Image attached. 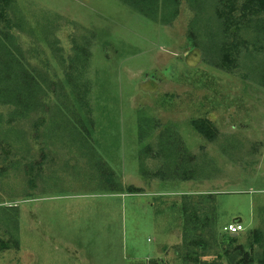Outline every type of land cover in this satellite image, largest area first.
Instances as JSON below:
<instances>
[{
	"label": "rangeland",
	"instance_id": "374dc122",
	"mask_svg": "<svg viewBox=\"0 0 264 264\" xmlns=\"http://www.w3.org/2000/svg\"><path fill=\"white\" fill-rule=\"evenodd\" d=\"M215 2L180 0L178 16L166 24L118 0H15L10 17L22 18L23 27L12 31L27 62L57 73L64 87L67 63L50 44L57 39L68 57L75 39L94 36L79 82L89 108L69 115L86 141L56 129L37 135L33 116L15 125L19 134L0 132V264H228L232 248H262L264 56L248 28L237 67L215 64L225 39ZM46 90L43 100L55 111L62 103ZM12 109L0 105L4 121ZM48 115L42 119L51 127ZM201 117L215 123L216 140L193 128ZM170 150L195 155L193 178H181L174 157L167 165ZM161 168L165 180L151 174ZM105 180L125 190L111 191ZM183 200L219 235L187 259L175 248L183 241ZM234 222L243 229L228 240L225 227Z\"/></svg>",
	"mask_w": 264,
	"mask_h": 264
},
{
	"label": "trees",
	"instance_id": "16d2710c",
	"mask_svg": "<svg viewBox=\"0 0 264 264\" xmlns=\"http://www.w3.org/2000/svg\"><path fill=\"white\" fill-rule=\"evenodd\" d=\"M118 1L136 9L153 20L161 19L166 24L171 23L180 12V0ZM14 2L15 0H0V105H10L13 107L9 111V118L6 121H4V114L0 112V132L6 131V134L10 132L19 134L20 129L15 125L21 123L24 117L33 116L36 118V121L30 131L33 129V133L36 132L38 133L37 135L47 129L51 133H55V131L51 130L56 129L60 132V137H68L70 135L69 137L73 141H86L82 130L70 120L69 115L77 117L78 113L75 111L79 112V110L76 106H82L85 109L89 108L86 105L88 103V97H86L88 92L86 90L87 87L85 86V89L79 87V82L85 77L86 63L91 54L94 34L89 32L88 35H84L79 40L75 39L73 54H69L68 57L65 56L64 48L57 46V43H59L57 39L56 41L53 40L55 45L53 43L50 44L55 54L59 52L58 54L63 59L62 64L65 65L67 63L66 71H64L67 86L64 87L62 81L58 79L57 73L52 74L43 68L38 69L37 66L27 62L25 58L26 51L23 50L21 43H19L18 36L12 31L13 29L23 27L22 18L13 20L10 17L11 11L14 12L15 10L13 7ZM213 6L216 19L220 25V34L225 37L218 45V56L215 62L217 66L226 71H231L234 67H237L241 51L250 44L246 39H240L242 31L248 28H251L254 33L252 44L257 48V53H261L264 56V0H216ZM259 65V70H261L259 80L264 85V58L261 59ZM43 84H45L46 89H54L58 94L62 104L57 105L55 111L53 107L50 108L49 104L43 100V96L46 97L47 95V90L43 88ZM68 84L72 86L70 90ZM68 96L69 98L73 96L72 103L65 105L63 101ZM75 101L79 103L77 104ZM45 113L46 115L49 114L48 116L52 118L55 116L61 117L57 118V124H52V118H50L49 123H51V127L48 124L46 127L42 119ZM191 123L193 128L206 140L214 141L217 139L219 134L218 128L209 118H196ZM40 126H44V128L40 130ZM50 137L51 135L49 134V140ZM166 150L168 151V149ZM169 155L170 160L169 163L167 160V165L172 161L171 158H175L173 161L178 162H174L171 166L178 170L180 169L182 179L188 180L194 177V170H196L194 165H192L195 159L194 154H188L185 150H183V153L179 150H170ZM0 159H6V155L0 154ZM151 174L162 178V180L167 179L166 168L158 169ZM105 181L107 185H110L109 189L111 191H116L117 189L120 191L125 190L124 186H119V188L115 186L116 184L112 180ZM128 190L139 192V189L134 186L128 187ZM179 206L184 209L182 210L184 218L183 242L175 248H178V253H182L183 258L187 259L191 258V256L195 257L193 254H196V251L193 248H197L202 244L207 245L211 238L218 234L217 229L211 228L212 221L204 219L206 217L201 216L199 208L193 202L183 200ZM256 234L257 236L260 234L264 236L262 231L256 230ZM235 236L236 234H227L226 238L233 240ZM257 240L264 241V238L256 237V242ZM232 249L233 252L236 250L237 253H234L233 256H228V264H264V245L262 248H257V250L252 247L251 250L246 252L243 248ZM230 250L231 248H228L226 254ZM204 255L207 254L199 255L193 261L198 262L203 259ZM205 264H208V262ZM218 264L223 263L219 262Z\"/></svg>",
	"mask_w": 264,
	"mask_h": 264
},
{
	"label": "built area",
	"instance_id": "2783aa9c",
	"mask_svg": "<svg viewBox=\"0 0 264 264\" xmlns=\"http://www.w3.org/2000/svg\"><path fill=\"white\" fill-rule=\"evenodd\" d=\"M243 229V225L238 222L230 223L225 227V230L230 234H238Z\"/></svg>",
	"mask_w": 264,
	"mask_h": 264
},
{
	"label": "crops",
	"instance_id": "0c3cea01",
	"mask_svg": "<svg viewBox=\"0 0 264 264\" xmlns=\"http://www.w3.org/2000/svg\"><path fill=\"white\" fill-rule=\"evenodd\" d=\"M106 197H107V196H106ZM112 199H113L114 201H116V200L118 201V200H119V201L123 202V200H122L121 198H119V199H118V198H112ZM150 204H151V202H150ZM153 205H154V204H153ZM153 205L151 204V206H153ZM153 208H154V207H153ZM153 208H152V209H153ZM171 232H172V231L169 230V233H168V234L171 235V234H170ZM182 234H183V233H182ZM169 235H168V236H169ZM234 235H235V234H234ZM166 242H167V241H165V242H163V243L166 244ZM182 242H183V241H182ZM182 242H180V243H182ZM164 244H163V248H164L163 250L165 251L166 246H165Z\"/></svg>",
	"mask_w": 264,
	"mask_h": 264
}]
</instances>
